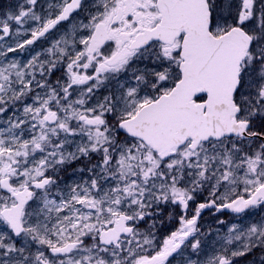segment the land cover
I'll list each match as a JSON object with an SVG mask.
<instances>
[{"label":"snow or ice","instance_id":"1","mask_svg":"<svg viewBox=\"0 0 264 264\" xmlns=\"http://www.w3.org/2000/svg\"><path fill=\"white\" fill-rule=\"evenodd\" d=\"M0 264H264V0H0Z\"/></svg>","mask_w":264,"mask_h":264}]
</instances>
